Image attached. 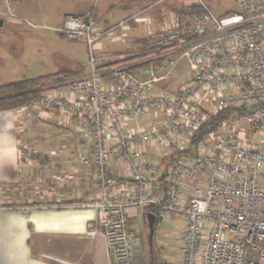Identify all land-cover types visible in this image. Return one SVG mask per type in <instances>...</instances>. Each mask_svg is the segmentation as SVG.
<instances>
[{
    "label": "built area",
    "instance_id": "2783aa9c",
    "mask_svg": "<svg viewBox=\"0 0 264 264\" xmlns=\"http://www.w3.org/2000/svg\"><path fill=\"white\" fill-rule=\"evenodd\" d=\"M195 2L201 15L187 26L176 17L150 41L146 56L115 65L97 55L96 44L144 10L104 29L94 8L67 16L59 29L86 41L91 73L23 105L89 121L90 143L79 161L94 168L100 196L83 203L98 212L86 236L103 230L115 264H135L129 207H153L158 220L183 217L181 264H264V0H238L227 15ZM180 65L189 71L178 82ZM244 106L192 144L212 115ZM144 143L155 148L153 162ZM180 150L186 153L164 169L162 159ZM38 156L21 146L22 160Z\"/></svg>",
    "mask_w": 264,
    "mask_h": 264
},
{
    "label": "crops",
    "instance_id": "0c3cea01",
    "mask_svg": "<svg viewBox=\"0 0 264 264\" xmlns=\"http://www.w3.org/2000/svg\"><path fill=\"white\" fill-rule=\"evenodd\" d=\"M131 1L133 10L129 15L144 11L130 21V39L113 42V45H120L113 47V51H107L111 55H102L107 56L109 62L124 59L126 51L141 48L146 40L151 41L163 27L173 24L178 18L173 9L155 10L144 16L153 2ZM38 2L40 4V0L33 3L39 5ZM89 2L66 0L58 4L53 9L54 22L62 27L67 16L91 9ZM172 2L179 6L195 1ZM105 20L107 22L98 24L99 28L110 26L109 18L105 17ZM145 24L149 25L151 33L146 32ZM100 48L104 49L101 44ZM67 73L70 75L68 78L86 77L91 70L83 75L72 71ZM177 85L175 82L169 87L176 88ZM50 90H68V84H58ZM89 132L90 123L86 118L66 112L25 106L0 110V264H67L59 260L77 264H115L103 230L94 237L86 236L98 212L95 208L83 206V203L100 196L94 168L79 161V156L90 143ZM21 146L39 151L41 157L22 160ZM140 148L145 151L149 162L156 159L155 148L150 143H144ZM110 169L116 176L121 174L116 164L111 163ZM140 211L147 223V208L129 207L128 218L139 215ZM180 246L181 237L177 259L169 261V264H181ZM135 251L137 257L140 248L135 246Z\"/></svg>",
    "mask_w": 264,
    "mask_h": 264
},
{
    "label": "rangeland",
    "instance_id": "374dc122",
    "mask_svg": "<svg viewBox=\"0 0 264 264\" xmlns=\"http://www.w3.org/2000/svg\"><path fill=\"white\" fill-rule=\"evenodd\" d=\"M64 1L66 0H40V4L38 2L39 5H37L33 3L34 0H0V18L5 21L1 28L0 85L54 73L58 70L72 71L76 75L87 74L91 70L86 41L84 39H69L60 31L61 24L54 22L53 9ZM172 1L151 0L153 4H150V9L144 13V16L151 15L155 10H174L178 4L174 5ZM204 1L218 15L238 9V0ZM89 3L96 10L99 25L107 22L105 17L109 18L110 25H115L133 10L131 0H98L95 6V0H90ZM97 27L99 28V26ZM130 28L128 23L107 34L96 44L97 55H111L108 52L113 51V47L120 45H113V42L119 40V42H126L130 39L128 37ZM158 35L156 34L152 40H155ZM100 44L104 48L103 50L99 49ZM130 51L131 49L124 53L125 57L131 53ZM182 66L180 65L178 68L180 71L178 82L189 71L186 66L184 68ZM128 219V227L137 237L138 244L136 246L138 249L140 248V253L134 260L135 264H151L152 255L148 244L149 227L148 222L146 223L144 219V213L140 211L139 215ZM184 223L183 217L174 214L167 215L157 224L154 239L156 263L169 264V261L177 259Z\"/></svg>",
    "mask_w": 264,
    "mask_h": 264
},
{
    "label": "trees",
    "instance_id": "16d2710c",
    "mask_svg": "<svg viewBox=\"0 0 264 264\" xmlns=\"http://www.w3.org/2000/svg\"><path fill=\"white\" fill-rule=\"evenodd\" d=\"M178 19L182 23L183 26H187L186 24L190 23V20L201 15L204 11L203 7L197 3L192 2L189 5H182L174 8ZM234 11H229L224 15L233 13ZM186 21V22H185ZM1 31V30H0ZM147 43L142 45V47L131 50L127 57L120 61L116 62H109L108 65H115V64H124L127 62H132L140 57L146 56V52L150 47V39L146 40ZM139 51L137 53H133ZM142 64V63H141ZM140 64H132L130 68H137ZM70 75L67 73V70H61L56 73H50L41 75L34 78H25L22 80H17L13 82H8L0 85V110L3 109H13L23 106L24 104L28 103L29 100L36 98L41 93L54 88L56 85H64V81ZM173 87H171L172 89ZM247 107H236V108H228L222 110L220 112L215 113L210 117L208 122L202 125L199 130L197 131L196 135L193 137L192 144L196 145L199 140H201L205 134L209 131L214 129L219 121L223 120L224 118L228 117L236 110H246ZM186 151H178L173 154L167 155L162 159V164L164 169L167 168V165L170 164L172 161H175ZM166 176V175H165ZM164 176V178H165ZM149 212L155 214L156 210L153 207H147ZM148 212V213H149Z\"/></svg>",
    "mask_w": 264,
    "mask_h": 264
},
{
    "label": "water",
    "instance_id": "95a60500",
    "mask_svg": "<svg viewBox=\"0 0 264 264\" xmlns=\"http://www.w3.org/2000/svg\"><path fill=\"white\" fill-rule=\"evenodd\" d=\"M4 25V19L0 18V28ZM147 71H142V74H147ZM146 220L148 221L149 227V235H148V243L151 247V254H152V261L151 264H158L154 259V239H155V232L157 224L160 220L157 219L156 215L152 212H149L145 215Z\"/></svg>",
    "mask_w": 264,
    "mask_h": 264
}]
</instances>
